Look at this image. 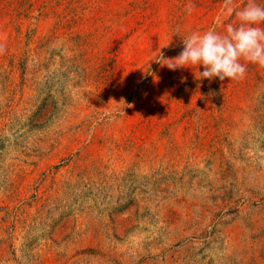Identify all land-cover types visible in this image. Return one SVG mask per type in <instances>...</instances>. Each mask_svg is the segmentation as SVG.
<instances>
[{
	"label": "rangeland",
	"instance_id": "obj_1",
	"mask_svg": "<svg viewBox=\"0 0 264 264\" xmlns=\"http://www.w3.org/2000/svg\"><path fill=\"white\" fill-rule=\"evenodd\" d=\"M0 264H264V0H0Z\"/></svg>",
	"mask_w": 264,
	"mask_h": 264
}]
</instances>
